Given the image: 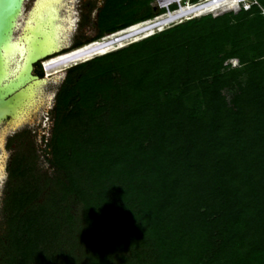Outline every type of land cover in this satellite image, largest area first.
Here are the masks:
<instances>
[{
  "label": "trees",
  "instance_id": "1",
  "mask_svg": "<svg viewBox=\"0 0 264 264\" xmlns=\"http://www.w3.org/2000/svg\"><path fill=\"white\" fill-rule=\"evenodd\" d=\"M150 1L112 0L129 9L115 17L100 6L99 33L71 47L166 11ZM256 1L67 68L47 142L55 175L25 154L7 166L0 264H264Z\"/></svg>",
  "mask_w": 264,
  "mask_h": 264
},
{
  "label": "bare ground",
  "instance_id": "2",
  "mask_svg": "<svg viewBox=\"0 0 264 264\" xmlns=\"http://www.w3.org/2000/svg\"><path fill=\"white\" fill-rule=\"evenodd\" d=\"M24 1L22 0V3ZM160 1L159 6L177 3V9L137 22L117 33H107L104 37H99L86 45L64 49L68 47L66 37L75 20L69 5L70 0H33L22 21H20V14L14 17L11 33L2 42L0 48V85L8 87L9 90L20 87V93L12 105V117L7 120L6 128L12 131L17 129L36 109L40 100V84L45 81L46 76L53 75L74 62L100 55L124 42L148 35L150 32L178 23L188 17L207 12L217 13L220 9L226 8L236 10L240 0H200L192 4L182 0ZM51 52L53 53L49 55ZM45 53L49 55L41 60L45 77L31 80L24 85L28 81L29 59ZM30 71L33 74L32 69ZM11 83H13L12 86ZM4 131L5 127L0 131V142ZM1 159L0 156V162ZM2 167L0 163V176Z\"/></svg>",
  "mask_w": 264,
  "mask_h": 264
},
{
  "label": "rangeland",
  "instance_id": "3",
  "mask_svg": "<svg viewBox=\"0 0 264 264\" xmlns=\"http://www.w3.org/2000/svg\"><path fill=\"white\" fill-rule=\"evenodd\" d=\"M104 1L105 0H70L69 5L71 7V10L73 11L72 14H74L75 20H74V25H72V28L69 30L66 37L68 48L73 46L78 41L85 42L91 40L99 33L98 11L101 12L100 6L103 5ZM246 1L249 2V0ZM160 2H161L160 0H151L150 6H152L153 8L160 7L159 6ZM112 3H113L112 0H108L107 3L103 5V8L105 7L104 11H106L104 13L105 14L107 13L106 15L108 16L113 15L115 17L116 15H118V13L124 14L127 13L129 10L124 8L121 9L120 12H116L115 14L112 8L113 7ZM31 4H32V0H25L23 2L21 13L19 16L21 18L20 21L23 20V17L27 13L28 8H30ZM173 4L177 5V3H173ZM242 6H243L242 3H238V9L236 10L226 8L225 10L220 9L217 13L207 12L202 15L210 14L211 16H216L230 11L234 13L237 12ZM199 16H195V17H199ZM189 18L192 17H188L183 21ZM173 24L165 26L162 29L169 27ZM159 30H155L150 33L152 34L158 32ZM150 33L148 35H150ZM108 34H112V33H108ZM104 35L102 37H104ZM148 35H144V36L142 35L141 37L135 40H129L127 42H124L119 46H115L111 50L125 47L132 42L145 38ZM41 62L39 61L34 65L33 72L37 74H42L45 77V72L42 68L43 66ZM226 63L229 64L231 67L238 66L239 64L238 60L235 58L226 61ZM70 65H68L65 68H61L53 75L45 77L46 78L45 81H43V83L40 84V100L38 102V105L36 109L27 116V119L23 125L12 131L9 128H6L5 125H7L6 124L7 122L4 121L0 122V131L2 128L5 127V131L0 142V156L2 158L0 163H2L3 165L0 176V233L2 232L4 226L2 209L4 205L3 198L5 195V191H6L5 188L8 179L7 166L10 160L12 159V157L16 153L25 154L29 158V160L31 159L30 161L33 160V162L35 163L36 171L41 175L42 178L45 175L44 173H47L49 176L55 175L54 167H52L49 162V158L51 154L47 153V151L49 150V148L47 147V142L50 138L51 128H52L51 111L54 106L56 91L59 88V84H61L66 74L67 68ZM234 90L235 88L233 89L228 88V90H226L225 92L229 96Z\"/></svg>",
  "mask_w": 264,
  "mask_h": 264
},
{
  "label": "water",
  "instance_id": "4",
  "mask_svg": "<svg viewBox=\"0 0 264 264\" xmlns=\"http://www.w3.org/2000/svg\"><path fill=\"white\" fill-rule=\"evenodd\" d=\"M22 4H23L22 0H0V48L2 42L6 40L9 34L11 33L12 27L14 26L13 24L14 17L20 14ZM168 11H173V10H168ZM67 48L68 47H65L64 49ZM52 53L53 52L49 53V55ZM0 54H1V49H0ZM49 55L45 53L40 56L35 55L36 57L34 56L32 59H29L30 70L32 69L33 64L36 61L42 60V58L45 56L49 57ZM30 70L28 72V81L25 82L24 85H27V83L30 82L31 80L41 79L37 75L31 74ZM12 84L13 83H11V86ZM18 93H20V87H15L13 90H9L8 87L0 85V121L1 122L3 121L7 122V120H9L12 117V105Z\"/></svg>",
  "mask_w": 264,
  "mask_h": 264
},
{
  "label": "built area",
  "instance_id": "5",
  "mask_svg": "<svg viewBox=\"0 0 264 264\" xmlns=\"http://www.w3.org/2000/svg\"><path fill=\"white\" fill-rule=\"evenodd\" d=\"M239 3H242V7L244 9H248L251 5V3H257L256 0H249V2H247L246 0H240ZM262 14L264 15V9H262Z\"/></svg>",
  "mask_w": 264,
  "mask_h": 264
},
{
  "label": "flooded vegetation",
  "instance_id": "6",
  "mask_svg": "<svg viewBox=\"0 0 264 264\" xmlns=\"http://www.w3.org/2000/svg\"><path fill=\"white\" fill-rule=\"evenodd\" d=\"M32 2H33V0H32ZM71 48H73V47H71ZM39 62V61H38ZM40 62H41V60H40ZM37 63V62H36ZM36 63H34L33 64V67H34V65L36 64ZM42 64V63H41ZM43 68V67H42ZM32 73L34 74V75H37L38 77H40V78H43L44 77V75H42V74H37V73H35V72H33V68H32ZM8 119V118H7Z\"/></svg>",
  "mask_w": 264,
  "mask_h": 264
},
{
  "label": "clouds",
  "instance_id": "7",
  "mask_svg": "<svg viewBox=\"0 0 264 264\" xmlns=\"http://www.w3.org/2000/svg\"><path fill=\"white\" fill-rule=\"evenodd\" d=\"M187 1H189V0H187ZM190 2V1H189ZM192 3V2H191ZM161 7V6H160ZM166 9V8H165ZM171 10V9H170ZM174 10V9H173ZM167 11V10H166ZM160 15V14H159ZM154 18V17H153Z\"/></svg>",
  "mask_w": 264,
  "mask_h": 264
}]
</instances>
